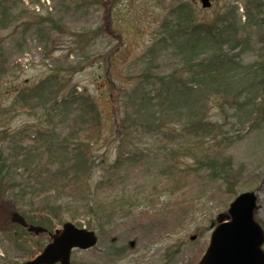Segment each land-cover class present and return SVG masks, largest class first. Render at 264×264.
<instances>
[{
    "label": "rangeland",
    "instance_id": "1",
    "mask_svg": "<svg viewBox=\"0 0 264 264\" xmlns=\"http://www.w3.org/2000/svg\"><path fill=\"white\" fill-rule=\"evenodd\" d=\"M183 3L191 6L196 24L212 25L233 9L239 41L234 49L225 46L224 54L243 66L264 59L263 0H212L210 9H203L201 0L0 2V21L9 22L6 27L0 25V166L5 156L10 165L15 144H36L34 139L40 133L56 132L61 138L77 131L69 139L70 147L84 140L91 149L89 160L95 166L90 186L100 204L99 216L87 211L85 201L71 200L65 192L68 199L61 219L56 217L52 226H45L53 232L65 222L84 228L88 222L92 225L90 230L99 236L97 246L73 251L71 264H198L217 220L228 218L234 199L262 185L263 73L253 76L257 83L239 99L218 97L207 108L208 120L221 124L230 138L227 156L233 164V197L226 185L211 182L200 169L192 155L202 147L195 146L193 134L179 132L181 124L172 118L163 127V131H175L171 138L162 131L139 130L128 138L120 133L119 104L148 67V53L163 39L162 25L174 22L170 13ZM257 3L261 11L252 13ZM172 52L156 50L150 55L158 58L157 73L180 69L181 60L174 59ZM50 77L59 78V106L51 101L34 108L31 90ZM249 84L243 81L241 88ZM250 93L256 94L257 110L245 103L244 96ZM70 95L69 103L61 100ZM85 99L97 107L100 127L91 128L89 120L77 124L86 116L79 107ZM119 152L124 159L137 152L140 160L113 170ZM8 174V183L0 184L4 206L0 205V264H24L45 248L50 237L46 233L22 234L11 223V212L21 214L15 200L19 186H35L40 177L33 169L27 172L12 166ZM258 195L254 216L264 230V186Z\"/></svg>",
    "mask_w": 264,
    "mask_h": 264
},
{
    "label": "trees",
    "instance_id": "2",
    "mask_svg": "<svg viewBox=\"0 0 264 264\" xmlns=\"http://www.w3.org/2000/svg\"><path fill=\"white\" fill-rule=\"evenodd\" d=\"M254 5L251 12L259 13L261 4ZM190 9L191 6L186 3L178 5L170 13L173 25L168 22L162 25L163 39L148 53V67L135 80V84L127 89L129 92L119 104L122 116L119 123L120 133L122 137L128 138L127 136H132L139 130L162 131V135L171 138L174 137L175 131H163V127L172 118L177 124H181L179 132L184 135L193 134L195 146L199 149L202 147V151L192 155L200 169L206 171L211 182L226 185L228 193L233 197V164L227 156V150L231 146L230 138L221 124L208 120L207 108L210 100L226 96L239 99L240 94L253 88L257 83V77L253 76L264 74V59L253 65L243 66L224 54L225 46L234 49L239 41L236 36L239 25L233 9L212 25L196 24L194 13ZM8 23L7 19L0 21L2 28ZM159 47L163 53L173 51V58L181 60L179 70L175 69L165 75H161V71H155L159 61L157 57L150 55L156 50L160 51ZM58 79L50 77L31 90L33 93L30 96H35L34 108L38 109L51 101L55 102L56 107L59 106L61 90L57 84ZM243 81H250L248 88H241ZM71 98L72 95L61 100L69 103ZM244 99L249 107L256 110L259 108L255 93L247 94ZM17 101L19 100L15 103ZM79 107L84 109L86 116H81L78 125L88 123L89 120L90 123L93 122L91 128L100 127V113L92 100L85 99ZM51 109L56 108L52 106ZM75 135L77 131L61 138L56 132L40 133L34 139L36 144L14 145L13 152H16L13 158H10V165L7 163V156L1 159L0 184L8 183L11 166L14 169L22 167L27 172L33 169L40 177L35 186H19L20 191L15 199L21 207V215L25 216L29 224L50 227L52 219H61L64 202L68 199L66 195L70 196L71 200L79 201L76 198H80L85 201L87 211L95 217L99 216L100 204L94 199L95 193L90 186L95 166L89 160L91 149L87 148L89 145L84 140L70 147L69 139ZM139 156L137 152L130 153L124 159L119 152L112 169L116 170V167L123 166L126 162H129V165L136 164L140 160ZM222 221L224 220H217L216 225ZM87 224L88 229H92V225L89 222ZM19 231L27 234L23 227H19Z\"/></svg>",
    "mask_w": 264,
    "mask_h": 264
},
{
    "label": "water",
    "instance_id": "3",
    "mask_svg": "<svg viewBox=\"0 0 264 264\" xmlns=\"http://www.w3.org/2000/svg\"><path fill=\"white\" fill-rule=\"evenodd\" d=\"M203 8H210V0H201ZM240 194L230 204L227 213L229 221L220 223L210 237L209 246L198 264H264V231L256 223L254 213L259 208L258 193ZM12 222L21 227H28L26 220L18 213L12 214ZM30 233L36 235L47 232L46 228L30 226ZM52 241L45 249L24 264H71V253L75 249L87 251L97 246L98 236L88 229H81L71 222H66L62 229L52 235ZM194 240V237L191 239Z\"/></svg>",
    "mask_w": 264,
    "mask_h": 264
},
{
    "label": "flooded vegetation",
    "instance_id": "4",
    "mask_svg": "<svg viewBox=\"0 0 264 264\" xmlns=\"http://www.w3.org/2000/svg\"><path fill=\"white\" fill-rule=\"evenodd\" d=\"M0 2H1V1H0ZM1 203H3V201L0 200V205L4 208V206H3ZM1 206H0V207H1ZM2 207H1V208H2Z\"/></svg>",
    "mask_w": 264,
    "mask_h": 264
}]
</instances>
